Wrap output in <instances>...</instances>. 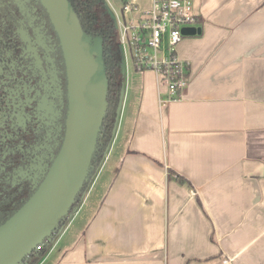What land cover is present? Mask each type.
Here are the masks:
<instances>
[{
	"label": "crops",
	"instance_id": "1",
	"mask_svg": "<svg viewBox=\"0 0 264 264\" xmlns=\"http://www.w3.org/2000/svg\"><path fill=\"white\" fill-rule=\"evenodd\" d=\"M126 3L118 29L152 0ZM193 6L180 98L123 61L111 152L38 264H264V0Z\"/></svg>",
	"mask_w": 264,
	"mask_h": 264
},
{
	"label": "trees",
	"instance_id": "2",
	"mask_svg": "<svg viewBox=\"0 0 264 264\" xmlns=\"http://www.w3.org/2000/svg\"><path fill=\"white\" fill-rule=\"evenodd\" d=\"M67 1L82 30L92 39L101 40L107 79V109L87 181L72 207L75 209L114 138L124 76L118 28L105 1ZM49 107L54 115L46 124L48 119L43 115ZM67 112L66 65L49 15L39 0H0V226L27 203L44 181L61 149ZM168 177L185 182L172 171H168ZM63 224H59V230ZM49 244L48 239L43 241L40 250H33L22 264H38Z\"/></svg>",
	"mask_w": 264,
	"mask_h": 264
},
{
	"label": "water",
	"instance_id": "3",
	"mask_svg": "<svg viewBox=\"0 0 264 264\" xmlns=\"http://www.w3.org/2000/svg\"><path fill=\"white\" fill-rule=\"evenodd\" d=\"M59 38L68 78V112L61 149L44 181L0 226V264L22 261L72 216L75 199L87 181L107 109V79L99 38L81 28L67 0H39ZM199 29L184 28V36ZM122 74L124 66L122 63ZM63 224V225H64ZM60 231V230H59Z\"/></svg>",
	"mask_w": 264,
	"mask_h": 264
},
{
	"label": "built area",
	"instance_id": "4",
	"mask_svg": "<svg viewBox=\"0 0 264 264\" xmlns=\"http://www.w3.org/2000/svg\"><path fill=\"white\" fill-rule=\"evenodd\" d=\"M135 10L128 3L123 6L125 13ZM197 25L193 0H152L139 23H120L118 41L123 61L129 56L137 70H153L166 88V102L179 99L187 85L188 68L176 58L175 49L185 37L182 29Z\"/></svg>",
	"mask_w": 264,
	"mask_h": 264
},
{
	"label": "rangeland",
	"instance_id": "5",
	"mask_svg": "<svg viewBox=\"0 0 264 264\" xmlns=\"http://www.w3.org/2000/svg\"><path fill=\"white\" fill-rule=\"evenodd\" d=\"M104 1H105L106 5H107L108 10H109L110 14L112 15V17L115 16V22H116V25H117V28H118L117 21H118V19L121 16V8H122V5L124 3V0H104ZM128 60H129V56H126L127 68H131L130 61H128ZM123 66H124V62H123ZM123 78H124V81H125V75H124ZM110 147H111V144H110V146L108 148V150H110V152H111L112 147L111 148ZM81 201L77 205V209L79 208V206H81V203H82Z\"/></svg>",
	"mask_w": 264,
	"mask_h": 264
},
{
	"label": "flooded vegetation",
	"instance_id": "6",
	"mask_svg": "<svg viewBox=\"0 0 264 264\" xmlns=\"http://www.w3.org/2000/svg\"><path fill=\"white\" fill-rule=\"evenodd\" d=\"M54 94L51 93V96H53ZM56 95V93H55ZM54 97V96H53ZM53 103H51V107H52ZM53 115H54V111L50 112V107L47 110V113L45 115H43V118L48 119V121H44L46 124H49L51 122V120L53 119Z\"/></svg>",
	"mask_w": 264,
	"mask_h": 264
}]
</instances>
